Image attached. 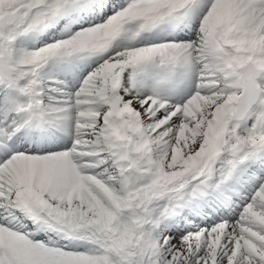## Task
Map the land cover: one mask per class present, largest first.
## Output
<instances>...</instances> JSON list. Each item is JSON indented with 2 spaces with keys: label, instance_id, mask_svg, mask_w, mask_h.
<instances>
[{
  "label": "snow or ice",
  "instance_id": "6c2138e0",
  "mask_svg": "<svg viewBox=\"0 0 264 264\" xmlns=\"http://www.w3.org/2000/svg\"><path fill=\"white\" fill-rule=\"evenodd\" d=\"M0 264H264V0H0Z\"/></svg>",
  "mask_w": 264,
  "mask_h": 264
}]
</instances>
